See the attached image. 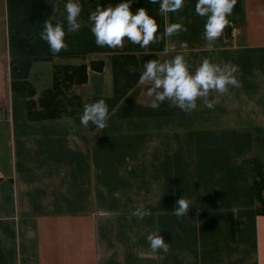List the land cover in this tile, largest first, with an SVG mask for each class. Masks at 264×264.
Listing matches in <instances>:
<instances>
[{"label": "crops", "instance_id": "0c3cea01", "mask_svg": "<svg viewBox=\"0 0 264 264\" xmlns=\"http://www.w3.org/2000/svg\"><path fill=\"white\" fill-rule=\"evenodd\" d=\"M195 3L159 12L164 29L180 23L187 31L165 36L156 60L183 54L192 72L204 58L235 66L238 85L210 90L211 108L199 97L184 112L167 101L151 108V83H137L100 131L80 116L89 97L112 94L110 54L86 55L103 65L75 89L78 114L30 120L9 87L0 0V264H264L253 189L254 161L264 174V0H237L212 42ZM182 196L193 205L178 217ZM141 205L149 214L138 219ZM154 231L167 252L149 247Z\"/></svg>", "mask_w": 264, "mask_h": 264}, {"label": "clouds", "instance_id": "9594fccd", "mask_svg": "<svg viewBox=\"0 0 264 264\" xmlns=\"http://www.w3.org/2000/svg\"><path fill=\"white\" fill-rule=\"evenodd\" d=\"M158 4L160 13L177 12L185 6L186 0H151ZM237 0H196L195 13L205 18L204 39L212 42L219 38L226 26L229 25L228 17ZM134 0H117L116 3L106 5L97 4L94 11L88 14L90 31L99 47L117 48L123 45L125 39L140 48L146 49L150 44L161 40L158 33V25L144 7L132 9ZM66 13L67 30L77 32L81 28L79 17L82 12L80 0H66L64 5ZM55 11V9H54ZM54 15V14H53ZM53 15L42 24L40 38L47 42L50 51L55 55L68 45L65 41V26L59 22H53ZM187 31V26L180 23H171L164 29V36H172L175 33ZM182 48L187 47L186 42H181ZM143 71L138 83L150 82L146 95L153 97L150 107L155 109L161 102H169V106H175L184 112H191L197 108V98H205L206 106L211 108L212 101L206 98L210 90L224 93L227 86L238 85V80L233 75L237 69L235 66L210 62L204 58L194 72L190 71L183 54H176L171 59L148 60L143 65ZM109 117L108 105L104 99L85 104L80 116L81 125L87 127L89 123L98 130L107 127ZM193 203L183 196L177 200L172 211L175 215H187L188 209ZM138 219L148 215L147 209L141 205L134 213ZM152 251L161 250L167 252L169 244L160 235V231L149 232L146 236Z\"/></svg>", "mask_w": 264, "mask_h": 264}, {"label": "trees", "instance_id": "16d2710c", "mask_svg": "<svg viewBox=\"0 0 264 264\" xmlns=\"http://www.w3.org/2000/svg\"><path fill=\"white\" fill-rule=\"evenodd\" d=\"M66 2V0H63ZM87 0L82 4L81 18L86 21L88 13L85 5H106L116 3L117 0ZM144 7L154 17L158 25V33L161 40L158 50L154 44L146 49L140 48L127 39L120 48L99 47L90 31V25L83 23L77 32L66 29L65 41L68 45L66 50L53 54L46 41L40 38L43 22L49 18L50 8L47 0H6L7 16V43H8V73L9 87L13 94L25 100L27 117L30 120L58 118L78 114L81 107L80 95L75 92L82 83L87 80L88 69L101 70L100 59L84 60L80 63L54 64L52 68V83L36 95L34 85L29 80V70L34 61L51 60L54 57L81 58L85 59L89 53H109L112 72V94L108 97H89L86 104L99 99H104L108 105L109 113L124 98L127 92L135 86L142 73L143 65L148 60H156V52L163 50L165 36L163 21L159 17L158 4L151 0H137L132 9ZM66 26L65 21H59ZM159 26L161 30H159ZM89 129L95 126L89 123ZM254 188L256 202L259 203L257 211L264 214V200L260 197L258 186L264 187V174L262 166L254 161ZM260 169V170H258Z\"/></svg>", "mask_w": 264, "mask_h": 264}, {"label": "rangeland", "instance_id": "374dc122", "mask_svg": "<svg viewBox=\"0 0 264 264\" xmlns=\"http://www.w3.org/2000/svg\"><path fill=\"white\" fill-rule=\"evenodd\" d=\"M84 2H86L87 0H83ZM94 2H96L94 0ZM47 5L50 8V15L49 17H51L53 14V22H59L64 20L65 24H66V13L64 10V5L65 2L63 0H47ZM86 8V12L89 14L91 11H94L95 8L92 7V5H85ZM55 9V11H54ZM88 18V17H87ZM79 22L80 24L86 23L88 25H90L88 19L86 21H83L81 16L79 17ZM61 23V22H59ZM66 29H67V24H66ZM159 30H161L160 26H159ZM126 40V39H125ZM125 40L123 42V44L125 43ZM159 42L154 43L155 49L158 50L157 47H159ZM165 44V42H164ZM123 46V45H122ZM121 46V47H122ZM120 48V47H117ZM52 61H39L33 64L32 66V72L30 73L29 79L30 82L33 83L35 90H36V95H40V93L42 92L43 89H45L46 87H49L52 83V68L53 65L56 64H64V63H71V64H76V63H80L85 59H81V58H62V57H54L51 59ZM208 137H212L215 135H207ZM216 136H221L224 137L226 135H216ZM257 137V135H255V138ZM214 143H217L216 139H214ZM191 146H194L193 144ZM190 146V147H191ZM191 149H194L193 147H191ZM259 163H261L260 161H258ZM260 170V169H258ZM260 195H261V199L264 200V187H262L261 185L258 186ZM257 206H258V202H257Z\"/></svg>", "mask_w": 264, "mask_h": 264}]
</instances>
